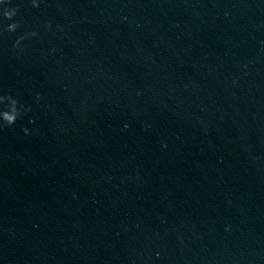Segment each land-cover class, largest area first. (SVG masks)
Wrapping results in <instances>:
<instances>
[{
    "label": "clouds",
    "instance_id": "obj_1",
    "mask_svg": "<svg viewBox=\"0 0 264 264\" xmlns=\"http://www.w3.org/2000/svg\"><path fill=\"white\" fill-rule=\"evenodd\" d=\"M13 0H0V5H11ZM31 4L33 7L38 8L40 6V0H31ZM19 7H4L3 9V17L6 20L13 21L12 23L7 24L2 31L6 32H15L18 28H20L21 22L15 21L13 18L18 14ZM45 27L51 28V23L48 22ZM39 33L36 31H31L26 33L25 35L19 36L14 42L13 47L19 48L20 44L23 40L29 37L38 36ZM0 105H3V108L0 109V126H12L16 123V121L21 118L22 114L25 112H30L31 107L26 106L20 102L18 98H14L11 94L8 95H0ZM24 133L29 134V130L27 128L23 129Z\"/></svg>",
    "mask_w": 264,
    "mask_h": 264
}]
</instances>
